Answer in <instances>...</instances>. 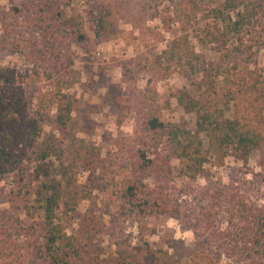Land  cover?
<instances>
[{
    "label": "trees",
    "instance_id": "16d2710c",
    "mask_svg": "<svg viewBox=\"0 0 264 264\" xmlns=\"http://www.w3.org/2000/svg\"><path fill=\"white\" fill-rule=\"evenodd\" d=\"M118 7L105 4L89 13L97 36L111 31L113 17L122 10ZM207 7V21L198 26L205 30L203 39L198 35L202 49H182L177 40L159 55L166 70L176 62L191 80L178 100L184 109L196 113L195 133L181 123L166 122L159 108L148 106L136 142L138 163H127L118 171L102 165L100 149L88 137L87 125L76 113L77 99L70 92L76 73L62 51L71 39L85 40L82 17L66 19L59 4L43 9L50 33L37 53L48 61L44 74L55 89L42 94L32 116L22 85H15V71L0 65V176L21 171L23 163L32 166L30 188L22 201L26 214L34 212L30 229L41 264H101L94 253L95 235L100 232L94 219L85 213L79 229L67 231L81 215V202L92 194L77 188L81 168L100 169L103 176H109L105 188L112 191L119 212L136 218L178 214L181 206L173 202L167 185L174 178L195 181L204 175L208 183L190 191L191 209H186L190 215L182 220L191 225L203 247L218 250L220 260L264 264V205L224 200L227 185L206 173L204 153V139L225 155L243 160L264 147V67L257 62L264 48V0H223ZM122 11L127 12L126 5ZM181 13L187 11L181 9ZM16 49L17 44L12 50ZM229 106L232 116L226 115ZM147 151L152 157H147ZM147 172L153 187L142 182ZM115 254L109 264H175L168 251H159L155 257L140 256L134 249Z\"/></svg>",
    "mask_w": 264,
    "mask_h": 264
},
{
    "label": "rangeland",
    "instance_id": "374dc122",
    "mask_svg": "<svg viewBox=\"0 0 264 264\" xmlns=\"http://www.w3.org/2000/svg\"><path fill=\"white\" fill-rule=\"evenodd\" d=\"M222 1L0 0V65H9L15 71V85H22L25 105L32 116L42 94L55 89L44 74L48 61L37 53L50 33L43 9L59 4L64 7L66 19L73 15L82 17L85 40L79 43L71 39L62 51L63 56L71 59L70 66L76 73L70 92L77 99L76 113L86 123L88 137L100 149L102 165L118 171L127 163H138L136 142L143 132L142 121L148 106L159 108L166 122L181 123L195 133L196 113L184 109L178 100L191 80L176 62L166 70L159 55L177 40L182 49H202L198 35L203 39L205 30L199 29V22L206 23L207 6ZM105 4L118 5L120 10L126 5L127 12L117 11L111 31L97 36L88 20L89 13ZM181 9L187 13H181ZM16 44L17 49L12 50ZM257 62L264 67V48L259 50ZM55 75H59L57 69ZM202 82L206 83L204 79ZM226 115H233L232 106L226 109ZM204 149L208 159L206 173L227 185L224 200H242L253 207L264 205V147L247 160L225 155L217 145L211 147L207 139ZM151 155L147 151V157ZM23 165L21 171L7 178L0 176V264H41L30 229L34 212L26 214L22 201L30 188L32 166L30 162ZM107 179L111 178L103 176L100 169L79 170L78 190L83 193L89 189L92 194L81 202V215L67 230L76 232L85 213L94 219L100 229L95 235L94 253L101 264L114 261L117 250L130 249L143 257L168 251L175 264H233L217 258L216 248L203 247L191 225L182 220L190 215L186 213L192 204L190 191L208 183L204 175L195 181L174 178L167 185L173 202L177 200L181 206L178 214L168 212L146 218L121 214L113 202L112 191L106 190ZM142 182L154 186L148 172Z\"/></svg>",
    "mask_w": 264,
    "mask_h": 264
}]
</instances>
